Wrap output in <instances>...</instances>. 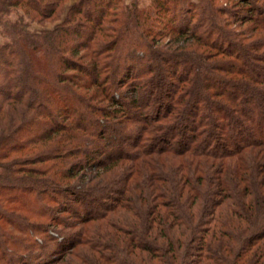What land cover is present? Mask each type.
I'll use <instances>...</instances> for the list:
<instances>
[{"label": "trees", "instance_id": "obj_1", "mask_svg": "<svg viewBox=\"0 0 264 264\" xmlns=\"http://www.w3.org/2000/svg\"><path fill=\"white\" fill-rule=\"evenodd\" d=\"M155 3L0 0V264H264V0Z\"/></svg>", "mask_w": 264, "mask_h": 264}, {"label": "rangeland", "instance_id": "obj_2", "mask_svg": "<svg viewBox=\"0 0 264 264\" xmlns=\"http://www.w3.org/2000/svg\"><path fill=\"white\" fill-rule=\"evenodd\" d=\"M70 2L68 1L67 4H69ZM115 3L117 5V7H126V6H136L138 15L140 16V22H142L144 24L145 27H150L151 25L155 28V29H162V28H169L171 26V24L168 22H166V24L160 23L162 26H158L159 23L156 24L157 19L155 17L156 14V3L155 0H115ZM214 3L216 6L219 7H227L229 9H234V8H241L242 6H234L236 5L235 0H214ZM25 10V8H23ZM242 11V10H241ZM30 14H32V12H30ZM34 16V15H33ZM163 16H167V14H163ZM225 16H222L221 18L223 19ZM36 18V17H35ZM229 19V16H228ZM51 20H44L42 21L40 24L38 23H33L32 26L34 28H41V27H48L51 28L52 25L56 22ZM195 21V20H194ZM225 21V20H224ZM231 25L230 27L232 29H235L237 31H240V33H245L246 35L253 33L254 37L253 38H248L249 41L255 40V41H259L260 37L264 38V31L259 30L258 28H255V22H251V21H246V22H238L235 21L233 18H231L230 20ZM153 41L155 39H160V37L158 36L157 33L153 32ZM259 38V39H258ZM257 39V40H256ZM3 38L1 36L0 33V42H2ZM168 38L166 37H162L161 36V40L158 41V43H163L165 44L167 42ZM262 54L259 55H263L264 51H261ZM149 56H147L148 58ZM256 57H260V56H256ZM145 58V59H147ZM257 62V61H256ZM257 67L264 72V61H260L257 62ZM2 70V68H0V71ZM1 75H0V80H1ZM125 89H123L122 91H124ZM127 94V97L130 96H134L135 94L130 93L129 91L125 92V95ZM157 104V102L153 99H151L150 101V109H153L154 106ZM123 121L124 118H123ZM111 125L113 127H115V129H117L118 131L123 130L125 133H133L132 128H131V122H122L120 119H116V120H112L110 121ZM132 141V139L125 145V149L126 150H132L133 148L131 146H129V143ZM63 215H68V214H63ZM68 217V216H67ZM40 239H42L43 245L42 247L40 246H31V250H35L34 255H32V258L30 259V264H36L38 261H42L45 258H47L50 251L53 249V242L51 241H47L43 235L39 236Z\"/></svg>", "mask_w": 264, "mask_h": 264}]
</instances>
